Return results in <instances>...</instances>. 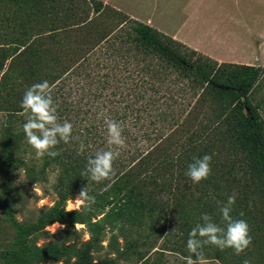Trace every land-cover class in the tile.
<instances>
[{
  "label": "trees",
  "instance_id": "obj_1",
  "mask_svg": "<svg viewBox=\"0 0 264 264\" xmlns=\"http://www.w3.org/2000/svg\"><path fill=\"white\" fill-rule=\"evenodd\" d=\"M263 78V67L218 63L96 0H0V162L23 167L32 183L55 172L57 199L31 226L18 223L0 201L16 232L0 258L32 264L29 237L74 218L96 248L102 249L106 228L111 234L107 248L115 258L96 264H161L147 252L164 233L171 242L158 252L176 253L178 264H186L192 228L204 214L225 227L220 205L235 194L231 216L247 221L252 245L241 255L206 245L204 255L243 264L256 250L259 261L251 264H264V98L254 104L250 97ZM43 81L60 121H69L78 139L61 142L55 158L38 160L23 131L30 112L21 101ZM105 119L122 123L127 148L114 162L112 180L89 183L81 173L90 156L108 148ZM205 154L212 156V173L193 183L185 172ZM86 186L95 197L91 210L65 212V202ZM133 228L142 236L132 238Z\"/></svg>",
  "mask_w": 264,
  "mask_h": 264
},
{
  "label": "clouds",
  "instance_id": "obj_2",
  "mask_svg": "<svg viewBox=\"0 0 264 264\" xmlns=\"http://www.w3.org/2000/svg\"><path fill=\"white\" fill-rule=\"evenodd\" d=\"M21 108L26 113L30 112L23 125V131L27 143L35 150L36 159L40 160L45 156L55 158L60 154L55 149L61 142L68 144L73 139H78L73 136V125L67 120L60 121L52 89L47 81L33 84L26 90L21 101ZM105 125L108 148L90 156L86 169L81 173V176L89 183L112 180L116 175L114 162L120 157L121 151L127 148L122 123L105 119ZM83 151L84 146L81 144L80 152ZM211 160L212 156L208 154L202 158H194L193 162L188 165L185 175L196 184L207 180L212 173ZM87 186L75 199L76 208L66 209V212L79 211L81 205L85 210H91L95 197L88 194ZM235 203L236 195L233 194L228 196L226 203L220 205L219 210L226 223L225 227L214 223L209 215H202L203 223H198L189 233L186 246L191 255L186 258V264H208L203 252L206 245H214L221 251L231 248L236 255H241L250 248L253 239L250 235L249 224L244 219H233L231 216L232 206ZM243 264H251V261L245 259Z\"/></svg>",
  "mask_w": 264,
  "mask_h": 264
},
{
  "label": "rangeland",
  "instance_id": "obj_3",
  "mask_svg": "<svg viewBox=\"0 0 264 264\" xmlns=\"http://www.w3.org/2000/svg\"><path fill=\"white\" fill-rule=\"evenodd\" d=\"M243 4L249 5L253 12L264 14V8L256 5L251 0L242 1ZM104 23H101L103 26ZM84 45V43H83ZM252 102L255 104L264 98V78L254 87L250 94ZM4 120L0 114V123ZM3 156L0 150V158ZM55 172L48 173L46 182L32 183L26 179L24 168L17 167L12 164L4 167L0 162V201L5 199L9 204L14 219L25 226H31L39 222L43 214L51 211L57 202L56 196L52 190L55 181ZM9 187L8 190H5ZM79 195L74 196L64 204L66 209L76 208V200ZM66 212V211H65ZM83 212L82 205L79 211ZM163 221H160L162 224ZM158 226V225H157ZM133 228L130 232L131 237L142 236V232ZM116 234V233H115ZM172 234L156 239V248L148 251L147 255L151 260H155L161 264H178L180 256L170 251L159 253V248L170 245ZM16 237V232L6 221L4 212L0 206V252L12 249ZM111 234L107 231L101 237L99 245L96 248L90 242L88 230L84 224H80L71 218L67 222H54L48 226L39 228L28 239V245L34 248V254L31 259L32 264H81L84 259L92 264L102 263L105 259L115 258V254L107 248ZM118 242L121 244L122 239L117 236ZM151 244L154 241L150 242ZM147 249V248H146ZM142 249V251L146 250ZM156 253H152L154 251ZM130 256H128L129 258ZM260 255L255 250L251 257L244 258L250 260L251 263L259 261ZM208 264H219L215 260H207ZM127 260H117V264H133ZM0 264H6L4 259L0 258ZM157 264V263H156Z\"/></svg>",
  "mask_w": 264,
  "mask_h": 264
},
{
  "label": "crops",
  "instance_id": "obj_4",
  "mask_svg": "<svg viewBox=\"0 0 264 264\" xmlns=\"http://www.w3.org/2000/svg\"><path fill=\"white\" fill-rule=\"evenodd\" d=\"M96 1L218 63L264 68V14L243 0Z\"/></svg>",
  "mask_w": 264,
  "mask_h": 264
}]
</instances>
